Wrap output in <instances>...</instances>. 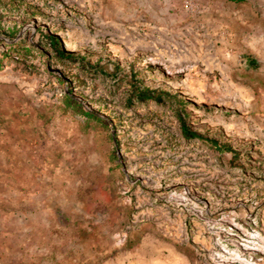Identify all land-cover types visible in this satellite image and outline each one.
Instances as JSON below:
<instances>
[{
	"label": "rangeland",
	"instance_id": "1",
	"mask_svg": "<svg viewBox=\"0 0 264 264\" xmlns=\"http://www.w3.org/2000/svg\"><path fill=\"white\" fill-rule=\"evenodd\" d=\"M0 264H264V0H0Z\"/></svg>",
	"mask_w": 264,
	"mask_h": 264
},
{
	"label": "trees",
	"instance_id": "2",
	"mask_svg": "<svg viewBox=\"0 0 264 264\" xmlns=\"http://www.w3.org/2000/svg\"><path fill=\"white\" fill-rule=\"evenodd\" d=\"M60 41L58 40V38H54V37H50V45L56 50V52L59 55H62V51L60 50Z\"/></svg>",
	"mask_w": 264,
	"mask_h": 264
}]
</instances>
